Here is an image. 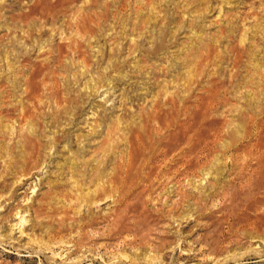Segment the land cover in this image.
I'll use <instances>...</instances> for the list:
<instances>
[{"label":"rangeland","instance_id":"obj_1","mask_svg":"<svg viewBox=\"0 0 264 264\" xmlns=\"http://www.w3.org/2000/svg\"><path fill=\"white\" fill-rule=\"evenodd\" d=\"M211 93L232 110L211 117L224 136L202 170L154 161L152 194L134 195L119 227L103 218L113 198L88 209L93 180L118 172L157 103ZM254 104L263 119L264 0H0V264H264V169L237 157L250 144L238 112ZM32 125L46 153L23 176ZM144 132L136 180L164 141Z\"/></svg>","mask_w":264,"mask_h":264},{"label":"bare ground","instance_id":"obj_2","mask_svg":"<svg viewBox=\"0 0 264 264\" xmlns=\"http://www.w3.org/2000/svg\"><path fill=\"white\" fill-rule=\"evenodd\" d=\"M40 1V0H39ZM134 2V1H133ZM129 5V4H128ZM96 7V6H95ZM94 7V8H95ZM60 12V11H59ZM80 13V12H79ZM51 15V14H50ZM100 24V23H99ZM81 34V33H80ZM232 52V51H231ZM243 53V52H242ZM243 59V58H242ZM54 67V66H53ZM237 67V66H236ZM46 74V73H45ZM50 77V76H49ZM106 77V76H105ZM108 77V75H107ZM122 77V76H121ZM126 77V76H124ZM124 77L122 79H124ZM47 78V77H46ZM112 76L108 77V81H111L110 84H108V86L111 85L113 80H118L116 78H113ZM238 78V77H237ZM45 79V78H44ZM51 79V78H50ZM103 79V78H102ZM39 80V79H38ZM46 80V79H45ZM41 81V80H40ZM254 82V81H253ZM51 83V82H50ZM100 80L95 82V85L92 89V91L97 92L100 88H98L97 86L100 85ZM14 85V84H13ZM36 85V84H35ZM43 85L48 89V90H52V87H50L48 85L47 82H43ZM33 86V84H32ZM237 86V85H236ZM100 87V86H99ZM103 87V86H101ZM37 88V87H35ZM41 88V87H40ZM44 88V87H43ZM207 88V87H206ZM232 88V87H231ZM227 89V88H226ZM230 89V88H229ZM32 90L34 92V88L32 87ZM209 91V90H207ZM217 91V89H216ZM234 91V90H233ZM249 91V90H248ZM51 92V91H50ZM207 93V92H206ZM205 93V94H206ZM233 93V92H232ZM240 93V92H239ZM243 93V92H242ZM36 94V93H35ZM204 94V93H203ZM202 94V95H203ZM216 94V93H215ZM245 94V93H244ZM199 97L196 101L195 104L191 105V103L188 104V106L186 105L182 110L181 109H177L176 103L174 101L176 100H171L166 98L167 103L166 105L162 106H158V103L156 104L157 107L154 111H152L149 116L146 117V119H148L146 121V124L144 125V128H142V132L143 129H145V131H147L148 133L151 132V136L153 135V133L158 136L159 138H161V140H164L162 142H160V147H156L154 146V148L156 147V149L154 150V152L151 155V158L149 160H147L145 162V164H143L144 168H141L142 170H144V174H145V178H141L140 180H136L134 179V177H132L131 174V170L132 167L134 168V166H132V160H133V156H135V152L137 149H141V147H147L146 146V138L147 135H144L146 132L142 133V132H135L133 138H131L130 136V141H129V145H128V151L126 152V154L124 155L123 159L120 160L121 161V165L118 167V172L117 173H113L114 175H112L111 177H109L107 180H103V178H97L95 180H93V190L95 187V190L93 192H91L90 197H92L88 203H89V208L91 210V212H95L96 210H101L102 207H106L107 205H109V203H111V200H106V199H111L113 198V204L115 205L116 209L113 208V210L110 212L109 215H107L106 217H103L104 219H114L115 223L114 226H120L122 221L124 220L123 217L126 215V213L132 209V204H131V198L136 195L138 196H143L145 195L149 190L150 193L152 194L151 191H153V187H154V179L153 177H159V174H156L155 169H157L154 166V161H157L160 158H163V163L161 164H165L164 166H166L164 168V170L168 169L170 166L175 168V165L178 163V161L176 160V158L178 159H182L184 162L183 167L185 168V170H187L188 172H191V170H193L195 172L196 168H200L202 170V158H208L210 153L212 151H214L215 149H217L216 147H218L217 145L221 142L222 139V134L223 131L219 130V126H218V120H213L211 117L216 114V112L218 111L219 108H223L226 109L229 106V102L227 101L228 99H226L227 97L225 96L224 98L226 99V101H222L224 100V98L222 100L218 98H216L218 95H216V99L214 98V95L211 93V96L206 97L203 96ZM210 95V94H209ZM213 95V96H212ZM229 98V97H228ZM39 99V98H38ZM48 99V98H47ZM56 105H59L62 103V101L60 100V98L57 96L56 98ZM230 99V98H229ZM245 99V98H244ZM250 99V98H249ZM35 102H37V97H35L33 99ZM32 100V101H33ZM187 100V99H186ZM53 101V100H52ZM55 101V100H54ZM189 101V100H188ZM166 102V101H165ZM187 102V101H186ZM185 102V103H186ZM190 102V101H189ZM231 102V101H230ZM249 102V101H248ZM180 103V102H179ZM162 104V103H161ZM160 104V105H161ZM231 104V103H230ZM246 104V103H245ZM252 104V103H251ZM251 104H248L249 106ZM170 105L169 108H166L164 106ZM242 107L244 108L245 105L241 104ZM255 105V104H254ZM258 105V104H257ZM257 105L254 106V108L252 107L251 109H249L247 106L246 108L248 109H244L239 111L238 113L242 116V118L244 119V125L243 130L245 132L246 138L248 140H250V144L245 146L246 148L242 149V150H238L237 152L239 153V160H243L244 161V166L245 164L249 165L250 162L248 161L251 158V162H255L256 166L259 167H263L262 169H264V160L261 157L260 152L263 150V145H262V138L264 136V118L262 119L261 117H259L260 111L261 109H258ZM235 106V105H234ZM252 106V105H251ZM250 106V107H251ZM154 107V106H153ZM231 105L229 106V110L232 108H230ZM237 107V105L235 106ZM262 107V106H261ZM30 109V108H29ZM239 109V107H238ZM236 109V110H238ZM242 109V108H241ZM258 109V110H257ZM25 110V109H24ZM220 110V109H219ZM233 110H235L233 108ZM264 110V109H263ZM262 111V110H261ZM5 112V111H4ZM25 112V111H24ZM223 112V111H222ZM236 114V111H234ZM264 112V111H263ZM39 113V112H38ZM35 113H32V120L34 121L36 119V115H34ZM219 114V112H218ZM224 114V113H223ZM27 115V114H26ZM25 113H24V119L25 120ZM29 116L31 114H28ZM231 115V114H230ZM238 116V115H237ZM2 118V116H0ZM21 117V116H20ZM215 117V115H214ZM218 117V115H217ZM264 117V116H262ZM0 118V119H1ZM224 118V117H222ZM199 119V120H198ZM225 119V118H224ZM11 120V119H10ZM21 120V119H20ZM226 120V119H225ZM5 121V120H4ZM39 122V121H38ZM230 122V121H229ZM241 122V121H240ZM15 123V122H14ZM219 123H221L222 125H224V127H226L227 125V121H219ZM229 125V124H228ZM159 126V127H157ZM230 126V125H229ZM227 126V127H229ZM240 126V125H239ZM8 127V126H7ZM38 127V126H37ZM226 127V128H227ZM240 128V127H239ZM20 129V128H19ZM3 130V129H2ZM1 130V131H2ZM9 130V129H6ZM22 130V129H21ZM20 131V130H19ZM37 130L34 128V125H32V133L30 132V134H32V140H30V138H26L25 140V135L22 136L24 139V142L26 141V143H29V146H31L30 150H28L27 155H26V159L24 161V166L22 165V167L24 168H20L21 166L16 167L18 168V172L17 173H23L22 175L24 176H28V175H32L34 176L35 174L38 173V170L42 167L43 165V161L45 158V153H46V145L41 144L39 141H41L39 139V136L36 132ZM133 131V130H132ZM221 131V132H220ZM226 131V130H225ZM1 133V132H0ZM5 133L3 132V134H1V136L3 138H5ZM17 133V131H16ZM9 134V133H8ZM19 134V133H18ZM23 135V133H22ZM227 135V134H226ZM21 136V135H20ZM224 136V134H223ZM11 137V136H10ZM150 137V136H149ZM244 137V136H243ZM224 138V137H223ZM148 139V138H147ZM150 139V138H149ZM22 140V141H23ZM2 141V140H1ZM4 141V140H3ZM156 141V140H154ZM254 141H257L255 144L253 143ZM23 142V143H24ZM151 142V140H150ZM21 143V142H20ZM18 143H16V147ZM253 145L252 148H250V145ZM26 145V144H25ZM154 145V142L153 144ZM224 146V145H223ZM234 145H232L233 148ZM236 146V145H235ZM244 146V145H243ZM28 147V146H27ZM241 147V146H240ZM25 148V147H24ZM230 148V147H228ZM235 148V147H234ZM151 149V148H150ZM219 149V148H218ZM236 149V148H235ZM27 150V149H26ZM143 150V149H141ZM221 150V149H220ZM232 150V149H231ZM152 151V150H151ZM219 151V150H218ZM216 150V154L218 152ZM226 150H224L223 152H225ZM235 151V150H234ZM257 151V152H256ZM125 152V151H124ZM141 152V151H140ZM215 152V151H214ZM213 152V153H214ZM228 152V151H227ZM25 153V152H24ZM144 153V152H143ZM220 153V152H219ZM23 155V153H21ZM26 154V153H25ZM139 154V153H138ZM151 154V153H150ZM215 154V155H216ZM223 154V153H222ZM225 154V153H224ZM20 155V156H22ZM147 155V154H146ZM214 155V154H213ZM235 155V154H234ZM237 155V154H236ZM137 156V155H136ZM145 156V155H144ZM150 156V155H149ZM203 156V157H202ZM211 157L212 154L210 155ZM25 157V156H24ZM147 157V156H146ZM234 157V156H232ZM23 159V156L20 157ZM19 158V159H20ZM135 158V157H134ZM142 158V157H140ZM23 159V160H24ZM121 159V158H120ZM209 159V158H208ZM213 159V158H212ZM218 159V158H217ZM235 159V158H234ZM137 161V159H135ZM141 159H139V162H143L140 161ZM210 160V159H209ZM236 160V159H235ZM134 161V160H133ZM169 161V162H166ZM238 159L236 160L237 163ZM242 161V162H243ZM23 162V161H22ZM180 162V161H179ZM211 164V161H209ZM214 162V161H213ZM240 162V161H239ZM238 162V163H239ZM241 162V163H242ZM21 163V162H19ZM17 163V164H19ZM135 163V162H133ZM138 163V164H140ZM159 163V162H157ZM156 163V164H157ZM234 165L235 161L233 160ZM237 163V164H238ZM22 164V163H21ZM20 164V165H21ZM136 164V165H138ZM160 164V163H159ZM179 164V163H178ZM208 164V163H206ZM213 164V163H212ZM240 164V163H239ZM238 164V165H239ZM16 165V164H15ZM142 165V163H141ZM204 165V164H203ZM237 165V167H238ZM14 166V165H13ZM162 166V165H161ZM163 166V167H164ZM179 166V165H178ZM181 166V165H180ZM208 166V165H207ZM206 166V168H207ZM243 166V165H242ZM241 166V168H242ZM182 167V166H181ZM180 167V168H181ZM214 167V166H213ZM240 167V165H239ZM249 167V166H248ZM136 168V166H135ZM139 169V166L137 167ZM137 168L135 171H137ZM183 168V169H184ZM212 168V167H211ZM159 169V168H158ZM163 169V168H162ZM176 169V168H175ZM179 169V168H178ZM165 170V171H166ZM173 170V169H172ZM171 170V172H173ZM181 170V169H179ZM239 170V169H238ZM141 171V170H140ZM163 171V170H162ZM163 172V174H161L163 177H168L169 179L174 178L176 173H166ZM186 171V172H187ZM199 171V170H197ZM196 171V172H197ZM110 172V171H109ZM138 172V171H137ZM143 172V171H142ZM160 172V171H158ZM176 172V171H175ZM261 172V171H260ZM133 173V172H132ZM140 173V172H139ZM185 173V172H183ZM193 172H191L192 174ZM198 173V172H197ZM258 173V172H256ZM138 174V173H137ZM136 174V175H137ZM178 171H177V175H178ZM195 175V174H193ZM14 176V174H13ZM135 176V175H133ZM142 176V175H141ZM181 176V175H180ZM140 178V176H139ZM161 178V177H160ZM159 179V178H158ZM163 181V178H161ZM156 180V179H155ZM173 183V180H171ZM20 182V181H19ZM26 182V181H25ZM170 182V181H169ZM23 183V181H22ZM159 184V182H157ZM156 183V184H157ZM175 183V182H174ZM16 184V182H15ZM157 184V185H158ZM164 184V181L163 183ZM161 183L159 185H162ZM178 184V183H175ZM174 184V185H175ZM21 186V183L19 184ZM166 185V184H165ZM163 185V186H165ZM19 187V186H18ZM140 187L143 188V190L140 191ZM152 188V189H151ZM158 189V188H157ZM180 189V188H179ZM140 191V192H139ZM176 192V191H175ZM137 193V194H136ZM177 193V192H176ZM15 194V193H14ZM154 194V193H153ZM171 194V193H170ZM147 195V194H146ZM145 195V196H146ZM150 197V195H149ZM135 198V197H134ZM140 198V197H138ZM147 198V196H146ZM137 199V198H136ZM142 199V198H141ZM145 199V198H144ZM150 201V198H148ZM146 199V200H148ZM106 200V201H105ZM145 200V201H146ZM100 201H105L102 204H98L100 203ZM139 201V200H138ZM144 202V200H143ZM135 203V201H134ZM141 203V201H140ZM139 203V205H141ZM147 203V201L145 202ZM94 205H96L95 208H91L94 207ZM111 205V204H110ZM135 205H138V203H136ZM146 205V204H145ZM110 207V206H109ZM123 208V209H122ZM137 208V207H136ZM135 209V207H134ZM133 209V210H134ZM111 210V209H110ZM90 212V211H89ZM109 213V212H108ZM94 214V213H93ZM104 215V214H103ZM106 215V214H105ZM100 216V215H99ZM90 218H88L89 220ZM92 219V218H91ZM109 221V220H108ZM91 222V220L89 221ZM94 222V221H92ZM96 222V221H95ZM94 224V223H93ZM111 224V222H110ZM113 225V222L112 224ZM111 228V230L113 231V227ZM117 228V227H116ZM115 228V230H116ZM125 229V228H124ZM119 230V229H118ZM120 231V230H119ZM120 233V232H119Z\"/></svg>","mask_w":264,"mask_h":264}]
</instances>
